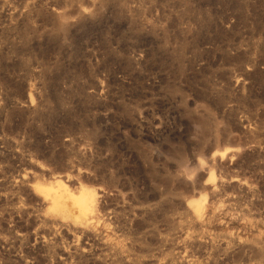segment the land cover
I'll return each instance as SVG.
<instances>
[{
	"label": "rangeland",
	"instance_id": "rangeland-1",
	"mask_svg": "<svg viewBox=\"0 0 264 264\" xmlns=\"http://www.w3.org/2000/svg\"><path fill=\"white\" fill-rule=\"evenodd\" d=\"M0 264H264V0H0Z\"/></svg>",
	"mask_w": 264,
	"mask_h": 264
},
{
	"label": "bare ground",
	"instance_id": "bare-ground-1",
	"mask_svg": "<svg viewBox=\"0 0 264 264\" xmlns=\"http://www.w3.org/2000/svg\"><path fill=\"white\" fill-rule=\"evenodd\" d=\"M41 189L45 192L46 197L49 199L51 205L54 208H58L63 213H68V214H72V215L79 216V217L84 216L83 217L84 219L82 218L81 223L85 227H89V225L91 223L90 219H93L97 215V213H96V200L92 196H88V197H86V200H84V197H81L80 194H78V197H75V196H72L74 194L71 195L68 192L60 193V192H58L59 190L58 191L54 190L52 186L51 187H49V186L48 187H41ZM81 195H83V193ZM200 211L203 212V209ZM203 213L205 214V211ZM65 216H66V214H65Z\"/></svg>",
	"mask_w": 264,
	"mask_h": 264
}]
</instances>
